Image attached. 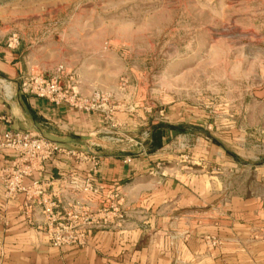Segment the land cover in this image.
Here are the masks:
<instances>
[{
    "label": "rangeland",
    "instance_id": "obj_1",
    "mask_svg": "<svg viewBox=\"0 0 264 264\" xmlns=\"http://www.w3.org/2000/svg\"><path fill=\"white\" fill-rule=\"evenodd\" d=\"M0 43L18 89L20 77L42 76L75 111L60 129L76 142L56 140L65 151L141 157L154 127L174 128L136 167L163 173L198 206L180 209L179 237L110 260L264 264V0H0ZM152 177L139 176L142 193Z\"/></svg>",
    "mask_w": 264,
    "mask_h": 264
},
{
    "label": "crops",
    "instance_id": "obj_2",
    "mask_svg": "<svg viewBox=\"0 0 264 264\" xmlns=\"http://www.w3.org/2000/svg\"><path fill=\"white\" fill-rule=\"evenodd\" d=\"M16 69L12 52L0 43V132L26 131L45 138L49 132L51 140L76 142L74 132L60 129L68 114L75 111L20 94ZM155 152L147 151L141 157L132 155L130 158L117 153H98L96 171L91 170L89 162L75 156L54 155L23 179L27 192H17L11 197L4 195L0 180V258L3 263L129 264L112 261L110 257L130 256L145 246L151 248L150 241L157 236L179 237L183 232L174 225L188 220L180 209L186 205L196 208L197 198L180 189L174 180L165 178L163 173L156 175L149 168L136 167L141 160L156 156ZM15 157V152L0 151V163ZM147 171L153 177L144 194V185L139 184L138 179ZM34 181L40 184L41 195L30 187ZM111 208H119L125 216L121 218L106 210ZM76 209L88 214L92 211L98 215L102 209L108 213L104 219L86 224L78 217H71L78 214ZM139 211L146 215L136 214ZM193 220L197 222V217ZM59 223H72V234L87 240L86 245L52 247L48 242L49 227L52 231ZM145 239L147 245L142 246Z\"/></svg>",
    "mask_w": 264,
    "mask_h": 264
},
{
    "label": "built area",
    "instance_id": "obj_3",
    "mask_svg": "<svg viewBox=\"0 0 264 264\" xmlns=\"http://www.w3.org/2000/svg\"><path fill=\"white\" fill-rule=\"evenodd\" d=\"M20 92L35 98L44 99L52 105L59 106L63 102V95L60 93L56 83L52 80L45 79L39 75H29L20 77L19 83ZM73 105L72 103H69ZM75 106V105H74ZM86 109V107H78ZM0 151H11L16 153L13 159H6L0 163V180L3 183L4 195L11 197L17 192H27L23 186V179L28 177L30 173L41 168L45 161L54 155L64 153L66 156H75L82 159L81 161L89 162L91 170L96 171L98 167V157L84 153H76L74 151H65L62 146L54 140L33 135L26 131H4L0 132ZM38 195H41L40 184L36 181L32 182L31 186ZM87 188V184L85 185ZM38 200V199H37ZM41 203V200L37 201ZM29 207V205H25ZM75 210V208L73 209ZM78 214H71V217H78L82 223L88 224L90 221L104 219L108 211H100L97 215H89L87 211L76 209ZM79 212H84L79 214ZM102 213V215H100ZM74 226L68 223H59L58 226H53L52 231L49 227V239L53 240L59 236L78 238L72 234Z\"/></svg>",
    "mask_w": 264,
    "mask_h": 264
},
{
    "label": "trees",
    "instance_id": "obj_4",
    "mask_svg": "<svg viewBox=\"0 0 264 264\" xmlns=\"http://www.w3.org/2000/svg\"><path fill=\"white\" fill-rule=\"evenodd\" d=\"M165 129H174V128L167 125H157L156 127L153 128L147 143L148 152H153L161 147L162 137Z\"/></svg>",
    "mask_w": 264,
    "mask_h": 264
}]
</instances>
